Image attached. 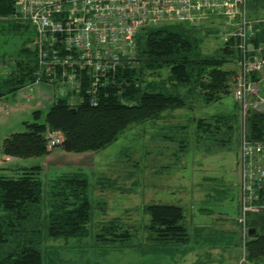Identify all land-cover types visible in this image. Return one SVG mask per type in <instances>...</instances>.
<instances>
[{
    "label": "trees",
    "instance_id": "trees-1",
    "mask_svg": "<svg viewBox=\"0 0 264 264\" xmlns=\"http://www.w3.org/2000/svg\"><path fill=\"white\" fill-rule=\"evenodd\" d=\"M252 2L249 10L255 17L253 11L260 9L261 12L264 1ZM0 37L5 46H17L14 67L0 77V85L9 83L12 90H16L39 79L44 82L37 73L36 50L30 44L34 41L35 30L15 16L14 0H0ZM237 42L233 37L223 43L217 54L195 56L200 48L196 40L177 31L151 28L146 33L144 46L141 48L137 43L135 66L120 65L115 72L110 71L94 91L96 103L91 102L92 95L86 93L90 80L82 71L84 98L76 103L69 102L66 97L57 98L46 110L33 111L34 120L26 122L25 131L13 132L4 138L2 152L12 157L49 155L52 150L47 148L45 136L48 131H56L62 135L60 148L63 151L95 153L109 146L130 127L155 120L164 112L187 108L194 102L220 101L231 92L239 71L228 65L240 57V52L233 48ZM250 43L264 44V30ZM5 53L4 50L0 52V60ZM239 63L240 60L236 65L240 68ZM164 69L168 70L166 78L162 77ZM152 74L160 79H148ZM249 76L256 81L258 71ZM190 119L195 136L207 145V152L228 150L235 142L239 145V112L191 116ZM247 123L249 138L264 139V106L251 110ZM40 170V166L25 167L15 175L0 176V264H43L40 244L44 238L90 235L94 244L103 246L105 251L133 246L142 256L174 255L194 247L183 206L168 202L146 204L144 214L148 219L138 227L132 229L119 219H112L91 233L94 203L89 196L87 176L79 171L55 177L49 202L45 204ZM42 203L45 210L41 215V228L30 221L33 216L40 215ZM257 215L261 217L247 221L255 234L248 236L245 242L246 258L255 264L264 263V213ZM137 239L143 243L135 245Z\"/></svg>",
    "mask_w": 264,
    "mask_h": 264
},
{
    "label": "rangeland",
    "instance_id": "rangeland-1",
    "mask_svg": "<svg viewBox=\"0 0 264 264\" xmlns=\"http://www.w3.org/2000/svg\"><path fill=\"white\" fill-rule=\"evenodd\" d=\"M252 3V0H248L247 18L250 21L256 20L253 14L250 15L249 4ZM257 12L253 11L254 14ZM262 12L264 10L258 14ZM220 23L223 21L217 19L214 23L206 21L201 27H190L184 23L169 22L161 27L177 31L188 39L196 40L200 48L195 52V56L198 54L215 55L225 41L233 38L226 32L219 33L213 27L210 28L211 25L218 27ZM150 29L141 31L137 38V43L139 42L141 48L144 46L146 33ZM258 29L257 34L261 30L263 32L264 23H261ZM30 44L34 47L33 42ZM11 45L5 46L0 37V52L3 50L6 52L0 60V77H4V74L14 67V51L17 46ZM248 45L253 47L254 44L251 45L248 42ZM233 48L240 52L236 45H233ZM250 54L246 53V60L250 61ZM239 60H242L241 52L236 62ZM236 62L228 65L238 70ZM167 74L168 70L164 69L162 77L166 78ZM149 78L152 81L160 79L154 74ZM248 82H258L260 89L264 91V68L258 72L256 81L251 80L249 76ZM260 89H254L246 96V101L249 102L247 105L251 106V110L264 106V93ZM0 91L3 92L0 96V176L15 175L16 171L25 167L40 166L43 196L46 199L44 203L48 204L55 177L64 173L83 172L89 179V196L94 203L90 223L91 233H94L98 226L112 219H119L124 226L132 229L138 227L148 219V216L144 214V206L148 203L180 204L184 208L187 225L195 222L197 224L215 222L217 215H235L240 196L239 145L235 142L228 150L207 152V145L195 136L190 119L191 116L209 117L214 113L239 112L241 101L235 99L232 90L220 101L209 104L194 102L187 108L169 110L155 120H147L134 125L98 152L65 153L55 157L50 154V156L12 157L2 152V142L5 137L13 132L25 131L26 122L30 123L34 120L32 112L37 109L46 110L53 103L55 99L53 89L42 82L39 85L22 86L12 90V85L8 83L1 84ZM69 102L76 103V101ZM246 126L248 127V123ZM57 134L62 137L61 134ZM45 137L47 140V134ZM181 140H183V145L180 143ZM47 148L58 150L60 144L53 148L47 145ZM44 203H42L40 215L33 216L30 221L31 224H37L41 228L43 227L41 215L45 210ZM202 208L208 213L201 211ZM252 217L257 219L261 215H248V219ZM200 233L210 234V231L202 230ZM192 241L196 243L195 245L193 243L194 247L190 249L192 253L205 248L201 247L203 243L199 239ZM141 243L143 240L134 241L135 245ZM243 244L244 241L242 242L241 238L239 248L241 252L240 255L238 253L236 260H231L226 254L224 255L223 252L226 251L220 250V247L211 246L218 250L212 254L213 261L203 257L197 262L198 264H255L247 260ZM40 247L43 264H183L182 259L185 256H179L182 251L174 255L147 254L142 256L132 248L133 246L105 251L103 246L94 244V239L90 235L83 238H44ZM4 249H7L6 245ZM235 249L233 248V251L237 252ZM184 251L185 254L190 252L189 250ZM192 253L188 254L185 259L186 261L190 259L191 264L195 259Z\"/></svg>",
    "mask_w": 264,
    "mask_h": 264
},
{
    "label": "built area",
    "instance_id": "built-area-1",
    "mask_svg": "<svg viewBox=\"0 0 264 264\" xmlns=\"http://www.w3.org/2000/svg\"><path fill=\"white\" fill-rule=\"evenodd\" d=\"M14 1L15 16L35 30L33 46L40 78L53 89L55 99L66 97L76 102L84 98L82 71L90 80L86 93L91 94V102L96 103L94 91L110 71L115 72L120 65H135L141 31L169 22L201 27L206 21H223L216 28L219 33L226 32L237 39L236 47L242 53L232 91L235 99L241 101L240 196L236 222L245 246L248 215L264 212V139L249 138L246 126L251 107L247 105L246 96L254 90L248 76L264 68V46L248 45L259 29L247 18V0ZM246 53H251L250 61L246 60ZM40 83L39 79L33 85ZM47 136L48 147L61 143L62 137L57 133L49 131Z\"/></svg>",
    "mask_w": 264,
    "mask_h": 264
},
{
    "label": "crops",
    "instance_id": "crops-1",
    "mask_svg": "<svg viewBox=\"0 0 264 264\" xmlns=\"http://www.w3.org/2000/svg\"><path fill=\"white\" fill-rule=\"evenodd\" d=\"M262 10H264V9H262ZM263 13L264 12H262L261 14L257 13V16L255 15V17H254L256 19V20H254V23L256 26H258V28L261 27V23H264V14ZM253 47H255V46H253ZM251 84L254 85L255 90L260 89V85L258 82L257 83L252 82ZM260 91L262 93H264V91H262V89H260ZM65 153H70V152H65L60 148L58 150H55V149L52 150V153H50V155L55 157V156H59V155L62 156V154H65ZM75 154H78V153H75ZM238 208H239V203H238V207L236 208V213L234 216L217 215L218 217L215 218V220H216L215 222H212V221L200 222L199 224H197V222H195V223L188 224L189 229L191 230V233H193V232L195 233V234L194 233L192 234L193 240L195 241V239H199V241H201L203 243V245H201V247L203 246L205 248H203L199 252L195 251L192 253V250H189L190 252L187 254H185L186 253L185 251L181 252L179 254V256L185 255L182 259L183 264H191L190 259L188 261L185 260L186 256L188 254H191V253L193 254V256L195 258L194 262L192 264H198L197 260H201L203 257L206 259H209V261H213L212 254H213V252H216L218 250L211 248V246L220 247V250L226 251V252H223V254L224 255L226 254L228 256V258L231 260H233V259L236 260L238 258V253L240 255V252H241L239 249L240 248V242H241V233H240L239 225L236 222V217L238 214ZM201 211L207 212L206 209H204V208H202ZM202 230H209L210 234L200 233ZM204 243H206L205 246H204ZM233 248H236L235 250H237V252L236 251L234 252ZM200 262H202V261H200ZM259 264H264V263H259Z\"/></svg>",
    "mask_w": 264,
    "mask_h": 264
},
{
    "label": "water",
    "instance_id": "water-1",
    "mask_svg": "<svg viewBox=\"0 0 264 264\" xmlns=\"http://www.w3.org/2000/svg\"><path fill=\"white\" fill-rule=\"evenodd\" d=\"M73 110H74V108H73ZM248 234H249V236L254 235L255 234V229L254 228H249Z\"/></svg>",
    "mask_w": 264,
    "mask_h": 264
}]
</instances>
